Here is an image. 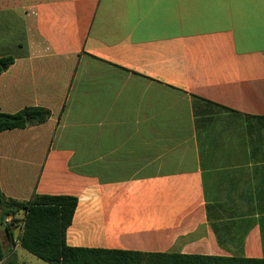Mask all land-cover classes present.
Segmentation results:
<instances>
[{"label": "crops", "instance_id": "obj_1", "mask_svg": "<svg viewBox=\"0 0 264 264\" xmlns=\"http://www.w3.org/2000/svg\"><path fill=\"white\" fill-rule=\"evenodd\" d=\"M3 57L0 112H51L0 134L3 199L77 197L71 247L264 259V0H0Z\"/></svg>", "mask_w": 264, "mask_h": 264}, {"label": "trees", "instance_id": "obj_2", "mask_svg": "<svg viewBox=\"0 0 264 264\" xmlns=\"http://www.w3.org/2000/svg\"><path fill=\"white\" fill-rule=\"evenodd\" d=\"M13 63L11 57L0 58V75ZM50 116L51 112L41 107H28L15 114L0 112V134L44 124ZM0 206L5 216L24 213L19 244L48 264H264V259L71 247L67 244V231L78 206V198L73 196L35 195L22 203L3 199L0 188ZM10 230L7 225L12 238ZM0 264H16L5 259L1 246Z\"/></svg>", "mask_w": 264, "mask_h": 264}, {"label": "rangeland", "instance_id": "obj_3", "mask_svg": "<svg viewBox=\"0 0 264 264\" xmlns=\"http://www.w3.org/2000/svg\"><path fill=\"white\" fill-rule=\"evenodd\" d=\"M24 213H19L15 217L13 216H5L3 209L0 206V246L1 250L3 249V254H7L12 249L10 239L18 238L21 233V228L23 225ZM7 225L11 226L10 232L13 234L12 238L9 237L6 227ZM21 253L24 255L25 264H48L43 260L35 257L34 255L28 253L23 248L20 249ZM19 259V258H18ZM17 259V260H18ZM20 264L21 262L18 261ZM22 264V263H21Z\"/></svg>", "mask_w": 264, "mask_h": 264}]
</instances>
